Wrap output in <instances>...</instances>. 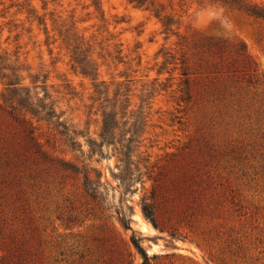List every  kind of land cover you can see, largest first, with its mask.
<instances>
[{"label":"rangeland","instance_id":"1","mask_svg":"<svg viewBox=\"0 0 264 264\" xmlns=\"http://www.w3.org/2000/svg\"><path fill=\"white\" fill-rule=\"evenodd\" d=\"M147 1L174 32L130 0H0L4 64L82 144L6 99L0 78V264H140L124 213L151 264H264V20ZM77 44L96 82L72 67ZM105 112L116 124L101 145ZM62 162L90 172L96 198Z\"/></svg>","mask_w":264,"mask_h":264},{"label":"trees","instance_id":"2","mask_svg":"<svg viewBox=\"0 0 264 264\" xmlns=\"http://www.w3.org/2000/svg\"><path fill=\"white\" fill-rule=\"evenodd\" d=\"M215 4H219L223 7H228L231 10H235L238 12H243L251 17L256 19L264 20V5L258 3L254 0H211ZM130 2L136 4L140 7H145L146 9L153 12L162 22L164 27V31L166 33L174 32V24L177 21L174 17L164 14L163 10L155 7L153 3H147V0H130ZM242 47L240 50H244ZM72 67L79 71L84 76L90 77L94 82L98 80V67L95 62L88 58L85 55L84 51L80 49V45H73L72 49ZM9 70V71H7ZM186 74V72H184ZM0 78L4 80L6 85V94L4 97L11 101L12 103L17 102L18 106L21 108H25L27 112L33 115V117H37L38 120H46L49 123H54L55 126L61 128V132L68 136L69 141L73 146H81L82 144L77 140V136L79 132L76 129H71L67 122L62 119L61 114H59L52 102L48 100L47 93L44 94L43 97L39 96V93H31V90L28 86L23 84L22 76L19 73V68H16L14 65L4 64V57L0 55ZM102 83H96L95 91L98 93H102L100 86ZM15 109L14 106H12ZM116 122L111 112H105L103 114V126L101 129L100 137L102 140V144L110 143L111 137H113V128ZM34 132V128L31 127L27 129V134L30 139H34L32 134ZM98 144L96 141L90 142L89 155H93L97 152L96 146ZM101 152V151H100ZM102 154V152H101ZM61 165L71 172L74 173H84V185L86 191L94 198L97 197L98 188L93 187L96 183L90 176V172L84 169H81L76 164L69 162H62ZM98 177L97 182H101V173L98 172L97 169H93ZM143 212L146 218H148L155 227L159 226L157 213L154 207L151 204L143 205ZM120 221L122 225L126 229H131L133 231V236L131 237L132 243L134 244L136 250L142 256V262L140 264H151V262L157 259L160 255L153 253L149 254L146 248L142 245V237L137 235L136 230L132 227V222L134 221L131 214L124 213L120 217ZM139 234H141L139 232Z\"/></svg>","mask_w":264,"mask_h":264}]
</instances>
